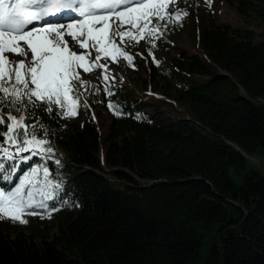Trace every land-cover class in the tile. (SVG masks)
I'll use <instances>...</instances> for the list:
<instances>
[{
	"label": "trees",
	"instance_id": "16d2710c",
	"mask_svg": "<svg viewBox=\"0 0 264 264\" xmlns=\"http://www.w3.org/2000/svg\"><path fill=\"white\" fill-rule=\"evenodd\" d=\"M220 1L239 23H184L197 49L162 37L174 54L135 57V88L83 81L76 116L25 121L54 131L41 137L54 153L3 161L15 167L0 187L45 164L65 203L0 219V264H264V172L250 163L264 155V0Z\"/></svg>",
	"mask_w": 264,
	"mask_h": 264
},
{
	"label": "snow or ice",
	"instance_id": "6c2138e0",
	"mask_svg": "<svg viewBox=\"0 0 264 264\" xmlns=\"http://www.w3.org/2000/svg\"><path fill=\"white\" fill-rule=\"evenodd\" d=\"M176 2L0 0V126H4L0 127V135L4 137L0 142V169L13 171L15 165H6L5 160L26 163L34 156L50 159L54 149L48 146V139L41 137L49 132L54 135V131L40 121L38 137L37 124L25 121L36 117V110L53 119L56 115L65 119L76 116L79 89L86 87L78 70L87 73L92 68L106 69V65L100 63L102 59L115 62L123 58L130 63L133 57L121 45L147 40L154 48L167 24L187 15L168 11ZM65 20L70 22L65 23ZM36 22L41 26H35ZM93 51L94 60L91 59ZM6 54L20 55L24 59L13 65ZM148 55H152L150 50ZM104 79L107 81L108 76ZM105 91L112 95L107 87ZM5 108L9 109L6 118ZM13 111L20 114L13 115ZM23 153L30 155L21 156ZM55 164L59 165L60 160H55ZM49 177V168L38 164L19 177L12 188L0 187V219L24 224L28 222L26 214L39 215L36 209L57 210L55 202L50 206L48 202L58 199L63 204L65 195L57 191L61 184L53 183ZM3 178L0 172V179ZM77 206L73 201L72 207Z\"/></svg>",
	"mask_w": 264,
	"mask_h": 264
},
{
	"label": "rangeland",
	"instance_id": "374dc122",
	"mask_svg": "<svg viewBox=\"0 0 264 264\" xmlns=\"http://www.w3.org/2000/svg\"><path fill=\"white\" fill-rule=\"evenodd\" d=\"M169 12H186L187 15H182L175 23H168L167 27L163 29V36L168 37L171 42L178 47V49H186L187 51H195L197 49L194 48L191 36L188 33V28L184 26V23L194 24L195 26H201L207 23L210 14L213 12V17L217 23L228 22L231 24H238L239 17L236 14L235 10L223 3L220 0H184V3H179L178 1L172 5H170ZM162 23V22H161ZM161 37V38H162ZM160 38V39H161ZM70 41V38L66 37ZM160 39L155 41L156 46L153 48L151 44L147 41H140L138 44H126L121 45V47L125 50H129L132 52V61L129 62H119L120 58L115 62L112 60H101L100 63L106 65L105 68H92L89 71L88 76H83L84 80H88L89 82L97 83L101 76L102 72H106L112 74L114 77H120L123 81H125L129 87L135 88L134 80L136 77L141 75V68L138 64V60L135 57H143V55H147V51H151L152 55H148L155 60L160 61L161 63H166L168 59L174 54V49L172 47H166L165 45L160 44ZM83 51V50H79ZM9 60L14 65L16 62L24 59V57L20 55L14 54H6ZM30 56L31 54L28 53ZM141 57V58H142ZM91 59H95V53L93 51ZM146 60V58H145ZM148 94L151 93L150 90H147ZM153 96L160 97L159 94L152 93ZM100 111L102 120L106 125L109 120V114L107 111L102 110L101 104L99 106L94 107V112ZM250 163L253 166H256L264 172V155H258L252 157L250 159Z\"/></svg>",
	"mask_w": 264,
	"mask_h": 264
}]
</instances>
